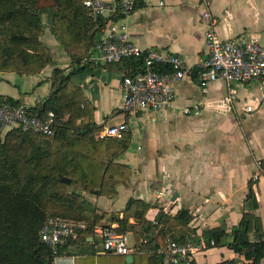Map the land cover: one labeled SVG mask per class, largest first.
I'll return each mask as SVG.
<instances>
[{"label": "crops", "instance_id": "crops-1", "mask_svg": "<svg viewBox=\"0 0 264 264\" xmlns=\"http://www.w3.org/2000/svg\"><path fill=\"white\" fill-rule=\"evenodd\" d=\"M206 11L217 19L221 38L264 43V0H164L162 6L159 0H140L123 22L140 48L178 54L196 68L208 56ZM48 45L54 64L31 76L0 72V96L36 107L57 91L55 69L71 74L63 97L69 108L66 118L75 122L77 146L92 143V149L104 150L103 155L92 151L87 157L91 167L86 177L100 184L93 194L81 192L89 205L87 214L99 218L98 226L81 245L86 253L72 245L59 262L117 264L120 256L101 252L98 232L127 221L138 233H127L133 261L123 256L124 264L138 259V264H165L162 251L171 240L200 247L190 264H250L228 244L243 221L252 241L264 236V175L259 166L264 165V84H234L231 99L224 81L202 88L195 71L174 86L171 109L127 115L122 110V81L136 73L133 62L93 65L83 63L86 55L77 60L70 56L57 40ZM85 47L79 53L86 52ZM248 106L252 112L246 111ZM123 123L129 127L123 138L98 140L103 129ZM182 212L187 217L177 224ZM208 233L228 236L218 246L207 247Z\"/></svg>", "mask_w": 264, "mask_h": 264}, {"label": "trees", "instance_id": "trees-1", "mask_svg": "<svg viewBox=\"0 0 264 264\" xmlns=\"http://www.w3.org/2000/svg\"><path fill=\"white\" fill-rule=\"evenodd\" d=\"M55 10H57L56 14ZM45 14L53 15L55 23L51 26V32L65 46L70 56L77 60L81 56H87V52L95 48L102 23L94 21L91 12L85 6V0H0V72L31 76L41 73L46 67L54 64L51 50L40 42L39 37L45 28L43 23ZM60 19L62 24L66 25L64 38L56 29V23H59ZM84 45L86 52L79 53L78 49ZM129 61L133 62L136 68L135 74L142 71L143 59ZM7 63L13 64L12 67H8ZM7 67L8 71H5ZM165 70L162 68V71ZM63 73L64 71L55 69L54 76L57 82L55 89L57 91L48 97L45 103L30 109L31 116L40 118H44L49 112H55L59 120L55 136L47 138L36 133H23L18 129L7 133V139H11L12 135H17L23 144L31 146L28 162L38 159L35 155V153H40V149L36 146L38 138L60 140L70 134L75 137L72 132L75 122L73 118H66L69 108H67V102L62 100L64 83L70 79L71 74L64 76ZM5 103L16 106L23 104L12 97L0 96V106ZM97 138L99 141H105L101 140L99 135ZM92 145L94 144L91 143L89 146ZM11 152L12 150L10 151L5 144L0 145V264H52L53 254L46 245L41 243L39 237L41 228L49 215L44 209L48 184L45 182L39 186L34 177L24 180L22 162L15 159ZM46 157L49 156L43 151V158ZM85 159L87 161L88 158ZM82 160V157L65 160L62 166L58 163L56 180L66 186H70L71 183L64 179L72 181L75 179L81 183L76 185L78 192H72L70 199L59 200V202L63 201L62 212L50 215L87 222V231L73 243V245H79L84 254L87 250L81 245L92 236L98 226L99 218L96 215L87 214L89 205L81 192L93 194L100 182L89 180L86 177V170L91 165L83 168ZM68 161L70 168H68ZM76 175L77 177L74 178ZM186 217L187 213L182 212L177 217V224L185 221ZM117 230L123 233H138L136 227L128 224L127 221H121ZM227 236L225 233H208L205 235L206 245L207 247L218 246L220 241ZM262 236H257L252 241L248 235V223L243 221L233 230L228 246L244 255L250 264H259L264 258V243L258 242ZM122 257L117 259V264L125 263ZM139 260L134 264H138Z\"/></svg>", "mask_w": 264, "mask_h": 264}, {"label": "built area", "instance_id": "built-area-1", "mask_svg": "<svg viewBox=\"0 0 264 264\" xmlns=\"http://www.w3.org/2000/svg\"><path fill=\"white\" fill-rule=\"evenodd\" d=\"M139 1L116 0L107 3L104 0H85V6L94 21L102 24L97 44L82 60L83 63L110 65L144 60L141 72L123 78L122 110L125 114L135 115L141 111L159 113L171 109L176 99L174 86L189 78L195 71L202 88L216 81H224L231 99L236 94L234 84H250L255 81L264 84V43L256 38H221L216 30L218 21L210 11L203 14V19L208 23L205 33L208 56L196 68L189 66L178 54L154 47L140 48L131 41L129 28L123 22V18H128L135 12ZM159 4L164 5V0H159ZM162 68L166 70L162 71ZM30 109L28 104L16 106L5 103L0 106V135L18 129L23 133L53 138L59 121L55 112H49L44 118H40L31 116ZM246 111L252 112L253 108L248 106ZM189 112L190 110H185V113ZM128 131V124L123 123L105 128L98 135L101 140L121 139ZM259 166L264 175V165ZM87 229L86 221L47 216L39 237L41 243L51 250L53 264H62L59 262L62 251L70 248ZM98 233L103 254L128 256L131 253L127 233L119 232L114 227L100 228ZM258 242L264 243V236ZM199 251L200 247L192 241L171 240L162 254L165 264H190Z\"/></svg>", "mask_w": 264, "mask_h": 264}, {"label": "rangeland", "instance_id": "rangeland-1", "mask_svg": "<svg viewBox=\"0 0 264 264\" xmlns=\"http://www.w3.org/2000/svg\"><path fill=\"white\" fill-rule=\"evenodd\" d=\"M56 13L57 10H55V14ZM59 21V23H56V29H58L60 36L64 38L66 25L62 24L61 19ZM43 23L45 24V28L39 36L40 42L48 46V48L51 50L48 43L57 40V38L51 32L49 14L44 15ZM57 41L59 42V40ZM12 65L13 64L7 63L8 67H12ZM8 67L5 71H8ZM62 100L64 101V97H62ZM7 135L8 134H3L2 136H0V145L5 144V146L8 147L10 151L12 150V156L22 162V166L24 167L23 179L26 180L28 177H34L39 186L47 182L48 193L44 200V209L45 212L49 215L53 213H61L62 209H64V206L62 207L63 201L70 199L72 192H78L76 185H79V183H81L79 180L77 181L74 179L75 181L71 180L72 186H66L56 180V170L59 168L58 163L62 166L65 164V160H71L72 158L78 159L79 157H82V167L87 168L89 165L87 164L85 158L88 157V154H90L92 151H95L97 155H103L104 153V150H101L100 148L92 149L88 145L78 147L77 138L73 137V135L70 134L60 140L38 138L36 146L38 147V149H40V153H35L38 159L28 162L27 160L30 157L29 152L31 150V146L29 144H23L21 142V139L17 135H12L11 139H7ZM43 151L47 153V156L49 157L43 158ZM69 164L70 162L68 163V168H70ZM76 177L77 175L74 178ZM59 200L63 201L59 202Z\"/></svg>", "mask_w": 264, "mask_h": 264}, {"label": "water", "instance_id": "water-1", "mask_svg": "<svg viewBox=\"0 0 264 264\" xmlns=\"http://www.w3.org/2000/svg\"><path fill=\"white\" fill-rule=\"evenodd\" d=\"M53 23H54V18H53V15H51V16H50V25L52 26ZM64 180L67 181L68 183H71V180H70V179H64ZM126 261H127L128 263H131V262L133 261V256L128 255V256L126 257ZM52 264H53V263H52Z\"/></svg>", "mask_w": 264, "mask_h": 264}]
</instances>
